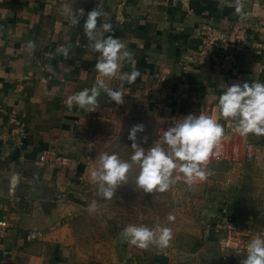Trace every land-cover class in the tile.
<instances>
[{
    "label": "crops",
    "instance_id": "obj_1",
    "mask_svg": "<svg viewBox=\"0 0 264 264\" xmlns=\"http://www.w3.org/2000/svg\"><path fill=\"white\" fill-rule=\"evenodd\" d=\"M63 1L0 0V264H79L66 222L98 175L96 145L120 130L134 97L176 121L197 160L223 154L245 196L217 215L246 218L244 243L264 245V0ZM211 37L245 43L229 77L206 50ZM217 133L222 146L205 145ZM30 230L40 235L28 240ZM120 240L123 264H264V248L221 252L211 225L183 227L162 249L126 230Z\"/></svg>",
    "mask_w": 264,
    "mask_h": 264
},
{
    "label": "rangeland",
    "instance_id": "obj_2",
    "mask_svg": "<svg viewBox=\"0 0 264 264\" xmlns=\"http://www.w3.org/2000/svg\"><path fill=\"white\" fill-rule=\"evenodd\" d=\"M68 6L72 7L71 0L63 1L62 8ZM216 42L222 45L223 63L229 59L225 48L233 49L235 44L237 49L240 44L219 38ZM144 102L135 97L128 100L120 130L96 145L98 175L80 187L84 207L64 229L70 254L79 264H123L119 252L124 230L139 235L145 244L169 247L181 228L213 226L221 219L217 212L222 205L228 208L231 199L245 196V191H239L241 177L229 175L226 164L211 161L218 152L214 147L207 149L204 162L197 160L195 167L188 168L182 160L176 169V162L189 151L184 144L190 139L167 136L166 130L176 127V121L172 125L165 112L150 110ZM246 163L252 165L244 161L240 167L249 171L252 168ZM261 207L259 202L254 209L261 212Z\"/></svg>",
    "mask_w": 264,
    "mask_h": 264
},
{
    "label": "built area",
    "instance_id": "obj_3",
    "mask_svg": "<svg viewBox=\"0 0 264 264\" xmlns=\"http://www.w3.org/2000/svg\"><path fill=\"white\" fill-rule=\"evenodd\" d=\"M237 29H240V26L235 28V31H238ZM216 40H217V37H211L210 39L206 40V47H207L206 50L208 52L211 50L214 52L216 49V51L218 52L217 54L218 57L216 56L215 58L221 59L222 57L220 56L224 57V52H222L223 50L222 48H220L222 45L218 44ZM223 41L227 42V39ZM236 42L240 43V44H237L239 48H244L245 43L243 40H237ZM235 47H236L235 44H232L231 48L233 49H230L228 47L225 48L226 50H228V52L226 53V58H229L227 63L222 64V66L225 68L226 73H224V75L226 76L229 75L227 74V72L230 73L229 70L234 67L233 66L234 57L236 53L238 52V48L236 49ZM233 72L234 73L236 72L235 69H233ZM9 121L15 125L16 133H19L21 135L25 134L24 122L22 118L18 116V113L16 110H12V113L9 115ZM175 126H176V122H175ZM165 133L167 136L176 137L179 139H181L185 135L180 130H178L176 127L168 128ZM223 138L224 136L221 133H217L214 139L212 141H209L205 145L212 144L215 147H221ZM252 144L253 143L249 142L248 146H252ZM196 149H197V146H193V147L190 146L189 151L184 153L182 158L176 162L175 164L176 169L181 168L182 160L186 167L188 168L195 167V161H197V157L194 152ZM247 156L251 159L255 158V154L253 152H248ZM221 158H222V155L218 151L215 155V160L220 161ZM261 166L264 167L263 164ZM224 210H227V208L225 207ZM218 217H221V219L215 222V225H213V230H214L215 235L218 238L219 250L221 252H224L230 249L235 250L238 253L250 252V251H254L255 249H257V251L260 252V249L264 248V245L257 241L251 242L248 245L244 243L243 237L248 235V233H251L252 231V226L250 225V223H246V222L242 223L239 219H234L235 217L231 214H224L223 216H218ZM7 226H8L7 220L0 218V237L5 235ZM39 235L40 233L38 231L30 230L27 233L26 238L28 240H32L34 238H37Z\"/></svg>",
    "mask_w": 264,
    "mask_h": 264
},
{
    "label": "trees",
    "instance_id": "obj_4",
    "mask_svg": "<svg viewBox=\"0 0 264 264\" xmlns=\"http://www.w3.org/2000/svg\"><path fill=\"white\" fill-rule=\"evenodd\" d=\"M126 233V232H125Z\"/></svg>",
    "mask_w": 264,
    "mask_h": 264
}]
</instances>
